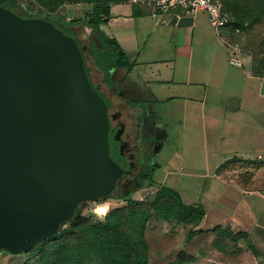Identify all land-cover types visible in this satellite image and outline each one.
<instances>
[{
    "label": "crops",
    "instance_id": "0c3cea01",
    "mask_svg": "<svg viewBox=\"0 0 264 264\" xmlns=\"http://www.w3.org/2000/svg\"><path fill=\"white\" fill-rule=\"evenodd\" d=\"M101 31L133 65L113 70L119 82L166 127L153 184L204 212L198 225L181 223L183 250L209 236L215 247L225 239L240 249L239 264H264V193L224 173L232 162L264 168V71L232 67L205 12L191 15L177 7L154 18L147 5L113 4ZM232 98L239 102L233 111L227 107ZM179 161L189 170L179 173Z\"/></svg>",
    "mask_w": 264,
    "mask_h": 264
},
{
    "label": "water",
    "instance_id": "95a60500",
    "mask_svg": "<svg viewBox=\"0 0 264 264\" xmlns=\"http://www.w3.org/2000/svg\"><path fill=\"white\" fill-rule=\"evenodd\" d=\"M85 54L52 21L0 6V252L29 253L132 174L111 156L109 105Z\"/></svg>",
    "mask_w": 264,
    "mask_h": 264
},
{
    "label": "rangeland",
    "instance_id": "374dc122",
    "mask_svg": "<svg viewBox=\"0 0 264 264\" xmlns=\"http://www.w3.org/2000/svg\"><path fill=\"white\" fill-rule=\"evenodd\" d=\"M113 1L0 0V2L16 3L29 15L49 21L69 23L73 20L86 19L83 23L75 25L73 30L81 46L86 47L87 66L90 69L92 81L100 92L110 95V102L113 106L112 113L119 110L122 113V118L130 124L128 131L133 133L135 126L140 124L141 109L136 107L138 104L127 105L124 103L125 97L122 95V90L126 88L121 89L120 86L115 85L119 78L113 71L110 75L114 85H111L104 72L100 70L95 50L102 49L101 35L99 32H95L89 24L96 8L112 5ZM130 1L127 0V3ZM220 1L232 18L233 34L227 32L226 37L234 47H238L242 51L243 55L251 56V60L246 61L243 68L247 67L249 71L257 73L264 71V0ZM14 12L21 14L20 9H15ZM237 30L239 32H236ZM126 95L131 99L130 94ZM157 160L159 161V157ZM149 163H151L150 160ZM149 163L147 167L143 164L129 183L121 181L118 190L111 197L97 203L80 205L74 219L64 224L61 232L74 231L80 234L82 241H87V239H93V236L101 233L102 230L91 229L88 224L80 221L82 217L89 218L96 223L102 222V218L105 217L112 219L125 215L129 218L128 223L131 224L133 230L139 228L140 231L141 225L149 221L146 225L145 238L148 246L152 247L153 259L149 260L151 264H239V262H244L243 259L235 256L241 250L231 247L230 242L225 239L218 241L216 243L218 246L215 247L213 238L207 236L194 242H188L189 246H185L188 250H183L185 232L180 223L188 219L199 220V210L194 208L192 212L189 211V207L182 204L180 194L173 190L163 188L167 191L158 193L160 189L155 187L152 179L145 178V172L151 170L148 168L150 167ZM177 167L178 171H180V167L183 168L179 172L181 174L189 170L182 161L178 162ZM224 170L227 178L241 182L252 191L264 193L263 167L249 162H232ZM160 174H164V171ZM200 195L197 194L196 198ZM100 205H104V207ZM154 217L156 219L150 223ZM167 222L169 223L167 224ZM43 248L41 243L29 253L21 255H12L2 251L0 252V264H32ZM245 264L248 262L245 261Z\"/></svg>",
    "mask_w": 264,
    "mask_h": 264
},
{
    "label": "trees",
    "instance_id": "16d2710c",
    "mask_svg": "<svg viewBox=\"0 0 264 264\" xmlns=\"http://www.w3.org/2000/svg\"><path fill=\"white\" fill-rule=\"evenodd\" d=\"M113 3L125 4L127 0H114ZM112 5L96 8L94 16L89 24L95 32H99L101 35L102 49L95 50L99 68L104 72L107 81L111 85H114L110 75L111 72L114 69L130 70L133 65L118 42L105 36L101 31V26L108 23L110 7ZM0 6L7 7L12 11L20 9L21 15L24 18H41L29 15L13 2H0ZM85 20L86 19L73 20L69 23H60L56 20H52V22L63 32L76 38L73 27L83 23ZM84 57L86 70L91 77L90 69L87 66L86 54ZM141 123L144 130L149 132L153 141V149L150 154L151 163H149L150 167H148L151 168V170L145 172V178L148 179L150 177V179H152L151 176L157 168V156L167 142L166 127L162 123V119L158 118L157 112L148 109V107L144 115L141 116ZM165 191L167 190L160 188L158 193ZM197 209L199 210V220L192 221L188 219L181 223L190 221L192 224L198 225L204 217V212L199 208ZM188 210L192 212L194 208L189 207ZM128 219L127 216L120 215L112 219L110 217H105L102 218V222L94 223L89 218L82 217L80 221L88 224L91 229H101V233L94 235L93 239L82 241V238L79 236L80 234L74 231L65 233L60 232V234L42 243L44 248L32 264H151L149 261L150 247L145 238L146 225L149 221L142 224L139 231V228L137 230L131 228ZM193 235L194 233L192 232L191 237Z\"/></svg>",
    "mask_w": 264,
    "mask_h": 264
},
{
    "label": "flooded vegetation",
    "instance_id": "af4514ba",
    "mask_svg": "<svg viewBox=\"0 0 264 264\" xmlns=\"http://www.w3.org/2000/svg\"><path fill=\"white\" fill-rule=\"evenodd\" d=\"M115 85L120 86L121 89L124 87L123 83H120L119 81H116ZM122 92V95L125 97L124 103L127 105L138 104L136 107L141 109L140 124L135 126L133 133L128 131L130 124L122 118V113L119 110L112 113L113 106L110 102V95L102 92H100V94L108 103L109 114L111 116V132L109 139L111 156L124 170L132 171V174L128 175L124 179L127 184L136 176L138 169H140L143 164L146 167L148 166L150 154L153 149V141L149 132L144 130L141 123V116L144 115L147 108L146 104L138 102L133 97H131V99L128 98L126 94L130 93H128L127 89H123ZM120 183L121 182L117 184L115 191L118 190V185H120Z\"/></svg>",
    "mask_w": 264,
    "mask_h": 264
},
{
    "label": "built area",
    "instance_id": "2783aa9c",
    "mask_svg": "<svg viewBox=\"0 0 264 264\" xmlns=\"http://www.w3.org/2000/svg\"><path fill=\"white\" fill-rule=\"evenodd\" d=\"M130 4L149 6L154 18L161 17L177 7L191 15L205 12L215 35L226 47L229 64L232 67L243 68L245 62L251 60L250 55H243L242 51L238 47H234L233 43L225 36L227 32L233 34L232 18L220 0H131ZM259 160L264 162V156H260ZM100 206L104 207V205Z\"/></svg>",
    "mask_w": 264,
    "mask_h": 264
}]
</instances>
